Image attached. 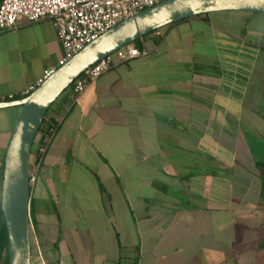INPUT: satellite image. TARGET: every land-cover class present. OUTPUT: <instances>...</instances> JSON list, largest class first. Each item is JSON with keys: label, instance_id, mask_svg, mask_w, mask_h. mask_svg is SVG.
Segmentation results:
<instances>
[{"label": "crops", "instance_id": "0c3cea01", "mask_svg": "<svg viewBox=\"0 0 264 264\" xmlns=\"http://www.w3.org/2000/svg\"><path fill=\"white\" fill-rule=\"evenodd\" d=\"M262 24L263 14L219 12L170 25L139 42L148 57L117 65L79 100L71 89L58 99L48 112L58 131L31 187L32 264H264ZM63 57L51 20L1 34L0 102ZM20 110L0 109V222ZM45 141L44 126L33 166ZM224 212L246 235L233 246Z\"/></svg>", "mask_w": 264, "mask_h": 264}, {"label": "water", "instance_id": "95a60500", "mask_svg": "<svg viewBox=\"0 0 264 264\" xmlns=\"http://www.w3.org/2000/svg\"><path fill=\"white\" fill-rule=\"evenodd\" d=\"M219 12L264 15V0H167L120 22L91 42L29 96L0 102V109L18 108L4 161L0 231L7 235V264H32L30 175L33 144L53 105L73 83L102 59L167 26Z\"/></svg>", "mask_w": 264, "mask_h": 264}, {"label": "built area", "instance_id": "2783aa9c", "mask_svg": "<svg viewBox=\"0 0 264 264\" xmlns=\"http://www.w3.org/2000/svg\"><path fill=\"white\" fill-rule=\"evenodd\" d=\"M164 1L167 0H3L0 5V35L16 30L21 21L33 24L51 20L64 49V57L58 66L44 71L42 78L27 88L20 97L29 96L51 77L57 68L63 66L102 34L120 22ZM150 54L143 43L130 44L122 48L93 65L79 77L71 87L73 95L79 100L90 84L117 65L148 57ZM14 99V96L10 97V100ZM57 131L58 123L49 122L45 125L46 141L39 149L38 163L36 162L32 168L31 187L37 182L41 161Z\"/></svg>", "mask_w": 264, "mask_h": 264}, {"label": "rangeland", "instance_id": "374dc122", "mask_svg": "<svg viewBox=\"0 0 264 264\" xmlns=\"http://www.w3.org/2000/svg\"><path fill=\"white\" fill-rule=\"evenodd\" d=\"M208 15H211V14H208ZM240 15V14H239ZM206 16V15H205ZM240 16H243V15H240ZM256 22H262V20H258V19H254ZM262 26L264 27V24H262ZM167 28H168V26L167 27H165V28H162V30H167ZM264 29V28H263ZM173 31H175V29H173ZM169 37H170V35H169ZM145 38H147V36H145ZM134 45H138L139 44V41L137 40V41H135L134 43H133ZM54 106V105H53ZM263 177H264V175H263ZM236 193H238V191H236ZM264 194V193H263ZM257 195V194H256ZM246 202H248V203H250V202H255L254 201V199H250V198H245L244 199ZM249 205V204H248ZM258 206V205H257ZM256 206V207H257ZM243 210V209H242ZM240 211L239 209L237 210L236 209V212H235V215H234V217L237 219V216L238 215H240V213L241 212H243V211ZM217 216V215H216ZM216 216H212V218H210L212 221L214 220V218L216 217ZM220 217L221 218H223V231H224V245L226 246V245H231V246H233V242H232V235H234V241H235V239H236V241L237 242H239L238 241V237H240V238H243V239H246V235H242V233L241 232H237V231H233L232 232V226L231 225H236L235 224V222L236 221H233L234 219H233V213L232 214H227V213H223V214H219V221H220ZM216 218H218V216L216 217ZM259 219H256L255 220V222H257ZM238 222H237V226H239V225H248V228L249 227H253V226H256V224L255 223H252V222H247L246 223V220L245 219H242V218H240L239 220H237ZM204 224H206V221H204ZM241 225V226H242ZM207 227V226H206ZM189 230L187 231V233L189 234L191 231H193V228H188ZM255 229H258V227L257 228H255ZM260 229V231H264V229L263 228H259ZM219 231H220V229H219ZM261 238V237H260ZM262 239V238H261ZM227 247V246H226ZM263 248V249H262ZM259 251L262 253V254H264V241L262 242V245L260 246V249H259ZM7 264V263H6Z\"/></svg>", "mask_w": 264, "mask_h": 264}, {"label": "trees", "instance_id": "16d2710c", "mask_svg": "<svg viewBox=\"0 0 264 264\" xmlns=\"http://www.w3.org/2000/svg\"><path fill=\"white\" fill-rule=\"evenodd\" d=\"M3 0H0V5L2 3ZM154 34V33H152ZM151 35V34H150ZM149 36V35H148ZM21 97H19L20 99ZM50 118H49V114H47L46 118L44 119L43 125L41 127L40 132L42 131V128L48 124L50 122ZM39 132V133H40ZM33 244L34 243V239L32 238ZM7 247H8V243H7V235H6V230L4 229V227L1 229L0 231V261L5 257V262L7 263V256H4L7 253Z\"/></svg>", "mask_w": 264, "mask_h": 264}, {"label": "flooded vegetation", "instance_id": "af4514ba", "mask_svg": "<svg viewBox=\"0 0 264 264\" xmlns=\"http://www.w3.org/2000/svg\"><path fill=\"white\" fill-rule=\"evenodd\" d=\"M264 184V183H263ZM264 186V185H263ZM263 193H264V188H263ZM263 195V194H262ZM2 263V260L0 261V264Z\"/></svg>", "mask_w": 264, "mask_h": 264}]
</instances>
